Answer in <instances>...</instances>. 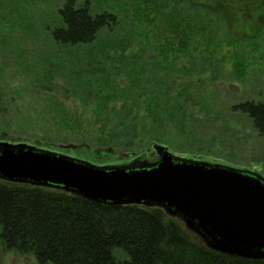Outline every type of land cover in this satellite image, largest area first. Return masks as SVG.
Listing matches in <instances>:
<instances>
[{
    "label": "rangeland",
    "instance_id": "rangeland-1",
    "mask_svg": "<svg viewBox=\"0 0 264 264\" xmlns=\"http://www.w3.org/2000/svg\"><path fill=\"white\" fill-rule=\"evenodd\" d=\"M66 1L0 0V140L78 157L62 146L95 148L96 142L51 124L47 101H97L88 98L90 91L156 86L184 101L187 127L167 128L164 138H145L133 151L157 142L181 156L258 167L264 175V136L233 109L246 100L264 101V35L237 40L226 27L197 32L181 22L175 30L158 4L145 0H77L94 15H116L118 23L91 44L63 45L52 31L62 24ZM146 154L157 159L152 150ZM0 264L40 263L0 244Z\"/></svg>",
    "mask_w": 264,
    "mask_h": 264
},
{
    "label": "trees",
    "instance_id": "trees-1",
    "mask_svg": "<svg viewBox=\"0 0 264 264\" xmlns=\"http://www.w3.org/2000/svg\"><path fill=\"white\" fill-rule=\"evenodd\" d=\"M145 1L158 4L166 24L175 30L181 22L197 32L226 27L237 40L264 35V0ZM59 14L62 24L52 36L63 45L91 44L103 29L118 23L116 15H94L88 3L78 6L77 0H67ZM107 89L90 91L88 98L97 101H47L51 124L96 142L95 148L76 146L80 158L115 164L129 161L132 157L126 153L135 152L145 159L146 150L133 151L138 143L164 138L167 128L187 127L188 108L170 89L128 84ZM233 109L246 114L264 136V101L246 100ZM0 244L40 264H264L210 249L161 207L115 206L61 188L2 179Z\"/></svg>",
    "mask_w": 264,
    "mask_h": 264
},
{
    "label": "water",
    "instance_id": "water-1",
    "mask_svg": "<svg viewBox=\"0 0 264 264\" xmlns=\"http://www.w3.org/2000/svg\"><path fill=\"white\" fill-rule=\"evenodd\" d=\"M150 150L157 160L130 152L127 162L98 164L26 141L0 140V179L61 188L115 206L161 207L213 250L264 258V175L260 168L255 171L181 156L157 142L146 153Z\"/></svg>",
    "mask_w": 264,
    "mask_h": 264
},
{
    "label": "flooded vegetation",
    "instance_id": "flooded-vegetation-1",
    "mask_svg": "<svg viewBox=\"0 0 264 264\" xmlns=\"http://www.w3.org/2000/svg\"><path fill=\"white\" fill-rule=\"evenodd\" d=\"M251 170H255V171H257L256 170V168H253V169H251ZM261 173V172H260ZM262 174V173H261ZM263 175V174H262ZM211 249V248H210ZM213 250V249H212ZM214 251H216V250H214ZM216 252H218V253H220V254H223V255H228V254H224V253H221V252H219V251H216ZM230 256V255H229ZM235 257V256H234ZM238 258H240V259H246V260H252V261H264V258H262V259H248V258H242V257H238Z\"/></svg>",
    "mask_w": 264,
    "mask_h": 264
}]
</instances>
